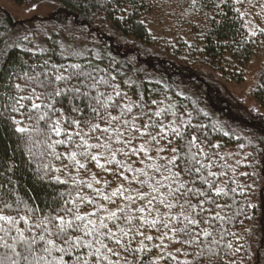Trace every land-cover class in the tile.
<instances>
[{"label":"snow or ice","instance_id":"1","mask_svg":"<svg viewBox=\"0 0 264 264\" xmlns=\"http://www.w3.org/2000/svg\"><path fill=\"white\" fill-rule=\"evenodd\" d=\"M200 115L168 96L147 98L91 59L0 73V125L39 141L42 155L60 162L41 179L65 189L40 207L13 199L11 177L0 179V264H225L236 256L242 248L223 242L236 236L227 225L248 186L229 174Z\"/></svg>","mask_w":264,"mask_h":264},{"label":"trees","instance_id":"2","mask_svg":"<svg viewBox=\"0 0 264 264\" xmlns=\"http://www.w3.org/2000/svg\"><path fill=\"white\" fill-rule=\"evenodd\" d=\"M14 1L18 5H51L55 10L49 20L39 23L36 38L30 39L17 34L20 28L16 20L0 11V73L23 75L44 60L67 64L87 63L91 59L101 67L110 64L118 81H130L147 98L164 100L168 96L173 103L187 106L188 111L198 109L211 141L222 146V156L228 157L236 148L248 149L252 163L245 167L248 175L227 161L231 166L229 174L235 169L238 183L248 187L240 189L244 195L238 192L236 201L241 211L227 225L236 236L229 235L223 242H231L242 251L225 260V264L229 260L233 264H252L245 250L253 259L258 254L264 257L258 203L261 188L256 177L258 168L263 166L258 161L264 153V136L259 133L264 130V119L250 113V119L239 120L224 112L222 98L208 95L207 84L214 85V79L206 73L235 85L254 80L251 94L264 112V0H244L241 4L230 0L219 9L215 5L220 0ZM252 31H256L255 36ZM62 36L74 39L83 50L69 51ZM12 82L22 83L15 76ZM123 87L133 95L126 85ZM204 112L208 115L204 116ZM16 119L24 118L16 115ZM251 132L256 138L249 141L245 136ZM42 152L39 141L29 143L14 129L10 133L5 125H0V179L11 177L12 183L7 187L14 189L13 199L30 200L43 207L65 191L63 186L41 179L49 165L60 167L59 161L45 158ZM92 171L99 172L94 167ZM204 264H217V260H206Z\"/></svg>","mask_w":264,"mask_h":264},{"label":"rangeland","instance_id":"3","mask_svg":"<svg viewBox=\"0 0 264 264\" xmlns=\"http://www.w3.org/2000/svg\"><path fill=\"white\" fill-rule=\"evenodd\" d=\"M54 10L55 8L51 5H18L14 0H0V11L11 15L16 20L19 26L18 28H20L19 30L17 28V34L22 35L25 39L35 37V31L40 29L38 26L39 23L49 20ZM41 39L42 38H39L40 41H38L40 44ZM61 40L69 51L83 50V46L78 44L74 39L70 40L65 36H62ZM199 73L203 74L202 72ZM206 73L210 75L211 79H214V85L207 84L208 95L212 98L213 96H217L220 99L222 98V105H226L224 112H227L228 115L238 118L239 120L250 119V113H255L258 115V118L264 119V112L258 107L251 94L255 84L254 80H248V82L244 84L235 85L217 79V75L214 73H210L208 71H206ZM253 129L257 131L256 128ZM259 133L260 135L264 136V130L263 132ZM245 137L247 140L252 141L254 138H256V134L251 132L249 136ZM247 151V148L243 151H239L236 148L235 151L232 150L229 153L227 161L228 163L233 164L236 169L241 171V173H247L248 175V170L245 167L251 165L252 163L249 156L250 154ZM245 157H247V160H245ZM237 160L241 162L239 166L236 164ZM259 160L260 161H258V164H262L263 166L258 168L256 177L258 178L257 182L261 188V194L258 199L261 211L260 233H264V153L260 155ZM249 178V180H251L252 176H249ZM255 252L256 250L254 248V255ZM252 264H256L255 256L252 260Z\"/></svg>","mask_w":264,"mask_h":264}]
</instances>
